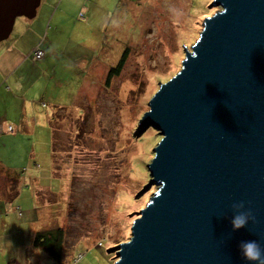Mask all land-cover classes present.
<instances>
[{"label": "rangeland", "instance_id": "obj_1", "mask_svg": "<svg viewBox=\"0 0 264 264\" xmlns=\"http://www.w3.org/2000/svg\"><path fill=\"white\" fill-rule=\"evenodd\" d=\"M212 1L41 0L34 17L15 18L0 49L14 42L32 55L40 45L42 55L33 57L47 85L41 108L52 132L49 144H37L48 191L32 205L29 188L20 186L0 206V264H114L107 249L129 238L133 211L158 187L137 195L161 138L152 126L138 132V121L157 83L180 69L203 18L218 10L209 8ZM29 141L22 143L26 152ZM20 154L15 162L24 178L29 167ZM57 226L64 228L61 261L32 245L37 231Z\"/></svg>", "mask_w": 264, "mask_h": 264}, {"label": "water", "instance_id": "obj_2", "mask_svg": "<svg viewBox=\"0 0 264 264\" xmlns=\"http://www.w3.org/2000/svg\"><path fill=\"white\" fill-rule=\"evenodd\" d=\"M40 1L0 0V41ZM213 6L138 121V132L152 126L161 138L137 195L158 187L133 211L129 238L107 249L114 264H257L239 243L256 240L264 250V0ZM237 212L252 218L233 230Z\"/></svg>", "mask_w": 264, "mask_h": 264}, {"label": "crops", "instance_id": "obj_3", "mask_svg": "<svg viewBox=\"0 0 264 264\" xmlns=\"http://www.w3.org/2000/svg\"><path fill=\"white\" fill-rule=\"evenodd\" d=\"M41 79H43L42 72H40L37 60L32 58L31 52H24L14 42L0 49L1 207H3L2 202L6 205L10 196L18 194L20 186L29 188L32 205L39 202L38 192L48 191L43 184L44 178L38 172L43 164L41 165V155L37 151V144L41 143V140L49 144L52 132L50 114L43 112L41 108L46 106L42 98L43 90L47 86H44ZM10 125L11 129L8 128ZM26 136L31 139L29 141L31 146L27 152L25 144H22ZM20 149V157L22 153L25 154L20 164L29 167L27 171L25 170L24 178H21L20 170L15 162V154ZM51 161L49 162L48 159V163ZM37 164H39L38 167Z\"/></svg>", "mask_w": 264, "mask_h": 264}, {"label": "trees", "instance_id": "obj_4", "mask_svg": "<svg viewBox=\"0 0 264 264\" xmlns=\"http://www.w3.org/2000/svg\"><path fill=\"white\" fill-rule=\"evenodd\" d=\"M125 53L126 50L122 53L118 63L115 66L110 67L107 73L106 81H109V78L112 75L118 73L119 69L123 65L126 55ZM32 243L34 247L46 251L48 255L56 261H61L63 255L64 228L62 226H57L55 228L37 231Z\"/></svg>", "mask_w": 264, "mask_h": 264}, {"label": "clouds", "instance_id": "obj_5", "mask_svg": "<svg viewBox=\"0 0 264 264\" xmlns=\"http://www.w3.org/2000/svg\"><path fill=\"white\" fill-rule=\"evenodd\" d=\"M226 9L224 13H226ZM195 57V54H193ZM163 185V182H161ZM234 208L239 209L243 207V204H235ZM252 218L249 212H237L230 223L232 225L233 230H238L243 228L248 223V220ZM254 219V218H253ZM241 256L248 261H256L257 264H264V250H262L261 245L256 240H246L241 241L238 245Z\"/></svg>", "mask_w": 264, "mask_h": 264}, {"label": "built area", "instance_id": "obj_6", "mask_svg": "<svg viewBox=\"0 0 264 264\" xmlns=\"http://www.w3.org/2000/svg\"><path fill=\"white\" fill-rule=\"evenodd\" d=\"M33 54L36 56V57H39V55L41 56L42 55V50L41 48L37 47L34 49L33 51ZM9 128H11V126H9Z\"/></svg>", "mask_w": 264, "mask_h": 264}, {"label": "bare ground", "instance_id": "obj_7", "mask_svg": "<svg viewBox=\"0 0 264 264\" xmlns=\"http://www.w3.org/2000/svg\"><path fill=\"white\" fill-rule=\"evenodd\" d=\"M32 58L34 59V57H33V52H32ZM122 189H124V187L122 188V186H121V189H120V190H122Z\"/></svg>", "mask_w": 264, "mask_h": 264}]
</instances>
